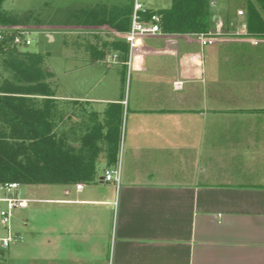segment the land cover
<instances>
[{"label": "crops", "instance_id": "obj_1", "mask_svg": "<svg viewBox=\"0 0 264 264\" xmlns=\"http://www.w3.org/2000/svg\"><path fill=\"white\" fill-rule=\"evenodd\" d=\"M130 1L59 15L57 24L96 33L74 69L111 67L115 81L102 90L95 77L66 82L63 94L51 87L62 109L57 130L84 155L68 163L93 172L50 184L46 194L16 190L30 202L12 212L17 239L1 249L5 263L264 264V36L247 32V0H210L208 34L162 30L132 52L128 31L67 16ZM148 5L160 10L172 0ZM111 31L115 39L103 40ZM116 111L118 162L109 165L104 136L118 128ZM108 170L119 175L107 180Z\"/></svg>", "mask_w": 264, "mask_h": 264}, {"label": "trees", "instance_id": "obj_2", "mask_svg": "<svg viewBox=\"0 0 264 264\" xmlns=\"http://www.w3.org/2000/svg\"><path fill=\"white\" fill-rule=\"evenodd\" d=\"M5 1L0 0V28L6 29L0 53L22 56L24 68L32 72L28 76L42 79L45 72L39 71L37 65L42 55L22 51L24 47L13 46L12 40L18 31L25 30L21 26L45 23L34 10L22 14L5 11ZM132 11L133 0L123 8L100 4L71 9L67 16L78 25L107 24L118 31H129ZM149 12L160 16L161 28L167 33L208 34L214 23L210 0H172L170 7ZM247 32L264 36V0H247ZM113 44L115 48V41ZM120 48L126 56L128 47ZM18 81V78L13 82L6 79L7 86L0 89V186L12 182L62 184L83 176L91 178L93 170L86 171L84 166L68 163L84 155L66 148L62 131L57 130L63 117L62 109H57L54 90L47 83L22 87L17 85ZM115 113L119 118L118 128L114 134L109 131L104 136L103 149L109 165H117L121 138V113ZM108 120L106 123L111 126V118Z\"/></svg>", "mask_w": 264, "mask_h": 264}, {"label": "rangeland", "instance_id": "obj_3", "mask_svg": "<svg viewBox=\"0 0 264 264\" xmlns=\"http://www.w3.org/2000/svg\"><path fill=\"white\" fill-rule=\"evenodd\" d=\"M106 3L115 4V0H6L3 5V9L13 14H22L29 10L36 11V14L44 21V25H36L34 23L26 26H21L29 32V36L33 39V43L28 47L22 48V51L30 50L42 55L41 62H39V71L45 72V77L37 79V77H31V71H26L24 68V61L22 56L11 57L6 54L0 53V89L7 86L4 82L6 79L13 82L15 78L19 81L17 85L22 87H28L30 85H39V83H47L50 87H56L57 92L64 93V84L70 83V85L79 86L84 78V84H91L86 78L93 80L97 78L101 82V89L108 86H112L115 81V69L109 68L102 69L98 67L91 74L83 73L82 71L75 70L74 67L78 66V63L83 57H85V45L88 39L91 42H96L97 38L93 35L96 33H86L87 29L82 27H65L57 24L62 16V11L67 8H75L81 5ZM61 15V16H59ZM53 22V23H52ZM52 23V24H47ZM20 27V26H19ZM86 30V31H85ZM90 31H94L90 29ZM109 31V30H107ZM113 33V35H112ZM49 34L54 36L53 40H50ZM101 33H99L100 35ZM103 40L113 41L115 39V31L102 34ZM89 40V41H90ZM27 66V65H26ZM104 67V66H103ZM106 67V66H105ZM115 67V66H112ZM72 68L73 71H69ZM67 69L69 72H67ZM85 71V69H84ZM95 72V73H94ZM31 76H28V74ZM68 73V74H67ZM126 82H129V75L126 73L123 77ZM95 81H97L95 79ZM122 132V140L125 137V129ZM50 184H21L18 191L20 196H32L37 194H46ZM7 191L3 190L0 186V197L6 196ZM7 208V203L0 201V213L3 209ZM15 211V210H14ZM5 234L3 222L0 214V234ZM5 257L0 250V264L5 263ZM6 264V263H5Z\"/></svg>", "mask_w": 264, "mask_h": 264}, {"label": "built area", "instance_id": "obj_4", "mask_svg": "<svg viewBox=\"0 0 264 264\" xmlns=\"http://www.w3.org/2000/svg\"><path fill=\"white\" fill-rule=\"evenodd\" d=\"M149 0H133V11L131 16V28L124 34L125 39L129 43L130 51L132 52L137 43L146 36L156 35L162 31L161 18L158 14H150V7L148 5ZM243 11L240 10L239 14ZM6 29L0 28V44L3 42L6 35ZM204 35V34H201ZM33 43V39L29 36V32L26 30H20L16 33L12 40V45L18 47H28ZM203 43H207L204 39ZM113 173L119 175L118 171H106L107 180L113 179ZM20 184L12 182L1 186L3 190L7 191L5 197H1L0 201L7 203V208L1 211V219L7 229V233L4 236H0V250L7 249L12 242L17 239L16 234L12 230V212L17 208H25L30 202L29 199L19 197L16 194V190ZM81 186H79L80 188Z\"/></svg>", "mask_w": 264, "mask_h": 264}, {"label": "water", "instance_id": "obj_5", "mask_svg": "<svg viewBox=\"0 0 264 264\" xmlns=\"http://www.w3.org/2000/svg\"><path fill=\"white\" fill-rule=\"evenodd\" d=\"M49 38H50V40H53L54 36L52 34H49Z\"/></svg>", "mask_w": 264, "mask_h": 264}]
</instances>
